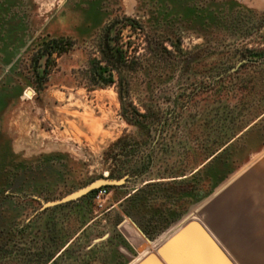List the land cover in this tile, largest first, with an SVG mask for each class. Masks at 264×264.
<instances>
[{"label": "rangeland", "instance_id": "obj_1", "mask_svg": "<svg viewBox=\"0 0 264 264\" xmlns=\"http://www.w3.org/2000/svg\"><path fill=\"white\" fill-rule=\"evenodd\" d=\"M125 16L169 51L122 106L87 77ZM52 39L73 46L48 59ZM263 153L264 0H0V264H140L190 221L232 226L241 197L264 222L248 177ZM105 177L122 183L45 207Z\"/></svg>", "mask_w": 264, "mask_h": 264}, {"label": "trees", "instance_id": "obj_2", "mask_svg": "<svg viewBox=\"0 0 264 264\" xmlns=\"http://www.w3.org/2000/svg\"><path fill=\"white\" fill-rule=\"evenodd\" d=\"M128 31V35L124 32ZM94 47L88 63V81L94 87H115L122 106L132 96L134 76L145 69L148 63H154L160 48L169 51L166 46L156 43L147 26L140 20L123 17L114 20L104 28ZM71 41L52 39L43 46L44 55L51 59L55 54L62 55L72 48ZM123 116L127 122L141 127L140 119L147 118L137 107H123ZM124 138H120L111 148L122 147ZM109 152L106 153L108 156ZM109 157V156H108ZM109 177H118L117 171L109 169ZM120 176V175H119ZM111 188V186H104ZM92 191L84 197L93 195Z\"/></svg>", "mask_w": 264, "mask_h": 264}, {"label": "water", "instance_id": "obj_3", "mask_svg": "<svg viewBox=\"0 0 264 264\" xmlns=\"http://www.w3.org/2000/svg\"><path fill=\"white\" fill-rule=\"evenodd\" d=\"M121 183L122 181L105 177L63 199L50 202L45 207L81 198L103 186L120 185ZM140 264H235V262L208 230L199 221L193 220L163 241L156 253Z\"/></svg>", "mask_w": 264, "mask_h": 264}, {"label": "crops", "instance_id": "obj_4", "mask_svg": "<svg viewBox=\"0 0 264 264\" xmlns=\"http://www.w3.org/2000/svg\"><path fill=\"white\" fill-rule=\"evenodd\" d=\"M248 177L250 180H254L262 184L263 186H260L259 189L263 190L264 192V153L260 158L254 161V163H252ZM242 179L244 178L242 177ZM244 198L241 197L239 199V211H235L238 218H236L233 222L232 220H226L227 222L229 221L232 223V226H217L213 227L212 229L211 227H208V229L216 238L218 243L226 248L225 250L227 253L229 255L231 254L230 256L236 264H240V262L264 264V222L257 221V218L255 217H252L251 219L250 217H246L247 213L245 210L243 211V208H245L244 206H246L248 203ZM258 199L259 200L256 199V205L264 206V201L260 200L259 197ZM238 223L240 224L239 228H237L236 225ZM248 224H250V226ZM228 230L233 232L239 230L240 233L247 231V235H242L241 233L239 237L236 235L231 241H228L226 235ZM259 230L262 233L257 234L256 232ZM227 248H229L230 251H228Z\"/></svg>", "mask_w": 264, "mask_h": 264}, {"label": "built area", "instance_id": "obj_5", "mask_svg": "<svg viewBox=\"0 0 264 264\" xmlns=\"http://www.w3.org/2000/svg\"><path fill=\"white\" fill-rule=\"evenodd\" d=\"M107 194V190L106 189H102L100 190L99 194H98V198H101L102 196Z\"/></svg>", "mask_w": 264, "mask_h": 264}]
</instances>
